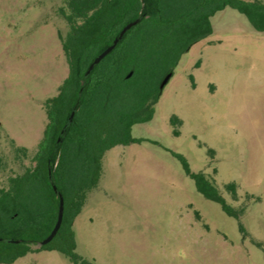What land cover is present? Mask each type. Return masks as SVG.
<instances>
[{
  "label": "rangeland",
  "instance_id": "374dc122",
  "mask_svg": "<svg viewBox=\"0 0 264 264\" xmlns=\"http://www.w3.org/2000/svg\"><path fill=\"white\" fill-rule=\"evenodd\" d=\"M64 1L0 0V189L32 164L45 101L68 75ZM211 21L213 34L183 55L153 119L133 126L143 141L103 158L73 225L76 252L94 264H264V34L231 7ZM173 152L215 181L246 235L197 191ZM13 264L73 263L35 251Z\"/></svg>",
  "mask_w": 264,
  "mask_h": 264
},
{
  "label": "trees",
  "instance_id": "16d2710c",
  "mask_svg": "<svg viewBox=\"0 0 264 264\" xmlns=\"http://www.w3.org/2000/svg\"><path fill=\"white\" fill-rule=\"evenodd\" d=\"M226 7L245 15L253 29L264 34L263 0L64 1L59 12L69 30L60 39L69 71L58 93L45 101L47 124L32 164L0 189V264H13L35 251H58L73 264H94L76 252L73 225L89 192L99 184L106 152L143 141L132 136V128L153 119L162 94L160 81L195 43L213 34L211 18ZM136 19L139 22L86 77L96 56ZM74 107L72 123L62 134ZM172 123H180L177 116ZM173 155L197 191L237 219L246 235L240 211L228 203L215 181L192 171L182 154ZM54 185L64 198L63 219L54 238L40 245L58 217L60 198ZM227 188L237 199L236 184Z\"/></svg>",
  "mask_w": 264,
  "mask_h": 264
},
{
  "label": "water",
  "instance_id": "95a60500",
  "mask_svg": "<svg viewBox=\"0 0 264 264\" xmlns=\"http://www.w3.org/2000/svg\"><path fill=\"white\" fill-rule=\"evenodd\" d=\"M138 22H139V19H136V20L126 24L123 27V29L121 30L119 36L117 38H115L113 44L108 46L101 53H99L96 56V58L93 60V62L90 64L88 70L85 73L86 77L92 72V70L94 69L95 65H97L107 54H109L113 50V48L116 46V44L123 38L125 32L127 30H129L132 26L136 25ZM131 75H132V72H130L128 74V77H130ZM172 76H173V71L167 73L163 77V79H162V81L160 83V91H163L164 87L169 82V80L171 79ZM75 112H76V107L73 108L71 114L69 115L68 120H67V122H66V124H65V126H64V128L62 130V134H64L66 132L67 128L71 125ZM49 168H51V165H49ZM50 178H51V172H50ZM53 188H54L55 192L59 194V198H60L58 217H57V221H56V224H55L53 230L51 231V233L44 240H42L40 242V245H45V244L49 243L54 238V236L57 234V232H58V230H59V228L61 226L62 219H63L64 198H63V195L61 193H59V191H58V189H57V187L55 185L53 186ZM0 240H2V239L0 238ZM6 241L10 242V243L18 242V240H14V239H8Z\"/></svg>",
  "mask_w": 264,
  "mask_h": 264
}]
</instances>
